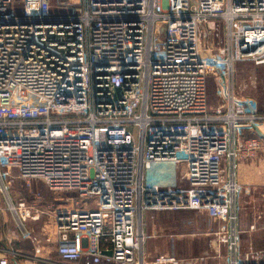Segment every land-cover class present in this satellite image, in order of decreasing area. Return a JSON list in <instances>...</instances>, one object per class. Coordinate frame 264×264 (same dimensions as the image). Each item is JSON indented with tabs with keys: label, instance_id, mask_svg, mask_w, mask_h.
<instances>
[{
	"label": "built area",
	"instance_id": "1",
	"mask_svg": "<svg viewBox=\"0 0 264 264\" xmlns=\"http://www.w3.org/2000/svg\"><path fill=\"white\" fill-rule=\"evenodd\" d=\"M16 1L0 0V196L32 255L0 264H174L145 259L149 209L205 215L222 264H264L242 251L237 178L264 149V112L234 87L238 65L264 66V0ZM34 182L71 196L48 204L42 239L24 228L46 214Z\"/></svg>",
	"mask_w": 264,
	"mask_h": 264
},
{
	"label": "rangeland",
	"instance_id": "2",
	"mask_svg": "<svg viewBox=\"0 0 264 264\" xmlns=\"http://www.w3.org/2000/svg\"><path fill=\"white\" fill-rule=\"evenodd\" d=\"M223 35V28L221 26L216 27L215 36L214 38L212 35L208 34L207 28H203V39L202 44L204 46L213 45L214 48L219 47L222 44V37ZM234 87L235 92H237L243 99L247 101L254 100L256 101L257 107L260 111L264 112V66H253L251 64H240L236 68L235 78H234ZM216 104V96H215V86L212 81L209 84V102H208V109L210 107H214ZM240 171L243 174L244 180L249 181L248 186H240V192L245 195L244 199H239V206L242 202L243 206H255L259 203L264 202V149L260 150L255 158L251 161H245L241 163ZM13 176L17 175V171H12ZM179 178V171H175L170 173V181H169V189L176 190L185 187V185L180 184L178 182ZM241 180V179H240ZM31 190L40 191L44 196V204L40 206L41 210L46 214L41 215L37 221L28 220L25 222L24 228L26 230L32 231L37 238H43V234L47 231H51V214L52 211L49 209L48 204L52 203L56 210L58 209H68L67 200L71 198L69 194H51L46 190V188L38 182H34L31 184ZM244 188V190H243ZM12 193H15L17 196H22L28 200L31 197V194L28 193L27 190H24L22 184L19 181L13 183L12 186ZM248 194H254V197L250 200H245L249 198ZM16 196V197H17ZM242 197V196H241ZM240 197V198H241ZM3 198L0 196V250H8L11 247H21V251H28L30 252L31 246L26 241L20 242L19 241V231L16 227V224L13 220V217L9 213L7 206L2 200ZM259 200V202H258ZM65 201V202H64ZM64 202V203H61ZM81 208V202H79ZM260 205V204H259ZM264 205V203H263ZM166 211V210H165ZM149 213V215H153L155 213L162 212V210H152L149 209L147 211H143V213ZM47 213L50 214L47 216ZM246 213V211H245ZM176 214V213H174ZM247 214V213H246ZM249 216V214H248ZM248 216L246 215V222L249 221ZM177 217H179V222L181 223L180 232L184 234H207L210 235L211 238L213 231L216 229L209 230L208 227L210 226V222L208 221L207 217L202 214H198L196 212L191 211H181L177 212ZM152 218V217H151ZM262 223V222H260ZM202 224L206 225L204 229ZM257 225V223H256ZM182 227V228H181ZM217 227V226H216ZM243 235V245L246 248L248 241L250 240L249 228L244 231ZM51 237H53L51 235ZM249 239V240H248ZM240 243H241V236H240ZM242 245V247H243ZM248 250V249H247Z\"/></svg>",
	"mask_w": 264,
	"mask_h": 264
},
{
	"label": "crops",
	"instance_id": "3",
	"mask_svg": "<svg viewBox=\"0 0 264 264\" xmlns=\"http://www.w3.org/2000/svg\"><path fill=\"white\" fill-rule=\"evenodd\" d=\"M239 166L238 170V183L241 186H248L249 181L244 180L243 174H241ZM241 179V180H240ZM244 190V188H243ZM248 194L247 196H249ZM242 196V197H241ZM242 193H240L239 199H244ZM241 197V198H240ZM254 197L251 194L249 198L245 197V200H250ZM239 202V201H238ZM259 202V200H258ZM264 202L255 206H243L242 202L239 206V230L241 232V247L243 245V233L251 226L255 225L254 230H249L250 240L247 243L246 248L242 247V251L250 250L253 253L262 252L264 256ZM147 211V210H146ZM246 211V213H245ZM179 212V211H178ZM176 213V214H174ZM249 214V216H248ZM246 215L248 220L246 222ZM152 217V218H151ZM259 218V219H258ZM208 219V218H207ZM177 211H162L158 214L155 213L152 216L145 212L141 214V221L143 225V234L145 236V242L143 245V251L145 253V259L150 260L155 256L163 255L172 257L175 260L174 264H222L224 263V257L226 249L223 244L216 243L210 235L207 234H184L180 232L181 223L178 221ZM209 230L215 229L218 225L216 221L209 220ZM262 222V223H260ZM257 223V225H256ZM207 225V224H206ZM206 225L202 224L205 229ZM182 228V227H181ZM207 230V228H206ZM21 247H11L6 251L16 252L23 256L30 257L32 252L21 251ZM248 249V250H247ZM53 259V260H52ZM56 257H51L54 261ZM14 262V261H13ZM30 263V262H28ZM80 264V263H77Z\"/></svg>",
	"mask_w": 264,
	"mask_h": 264
},
{
	"label": "water",
	"instance_id": "4",
	"mask_svg": "<svg viewBox=\"0 0 264 264\" xmlns=\"http://www.w3.org/2000/svg\"><path fill=\"white\" fill-rule=\"evenodd\" d=\"M113 92H114V94L116 95V97H118L119 94H120V89H113ZM108 255H109V254H108Z\"/></svg>",
	"mask_w": 264,
	"mask_h": 264
},
{
	"label": "trees",
	"instance_id": "5",
	"mask_svg": "<svg viewBox=\"0 0 264 264\" xmlns=\"http://www.w3.org/2000/svg\"><path fill=\"white\" fill-rule=\"evenodd\" d=\"M16 4H18V0L16 1ZM249 137V135H248V133L246 132V134L244 135V138H248Z\"/></svg>",
	"mask_w": 264,
	"mask_h": 264
}]
</instances>
